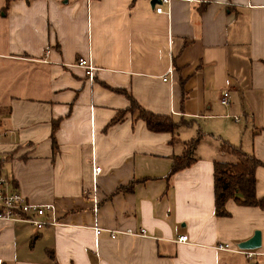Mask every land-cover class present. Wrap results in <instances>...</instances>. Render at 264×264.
<instances>
[{"label": "crops", "instance_id": "0c3cea01", "mask_svg": "<svg viewBox=\"0 0 264 264\" xmlns=\"http://www.w3.org/2000/svg\"><path fill=\"white\" fill-rule=\"evenodd\" d=\"M128 96L173 131L148 130L136 112L109 124ZM198 133L193 162L169 174ZM221 140L260 162L262 197L264 0H0V175L58 222L0 220V264L264 263V208L230 199L214 216L213 162L232 159ZM254 230L251 258L215 247Z\"/></svg>", "mask_w": 264, "mask_h": 264}, {"label": "trees", "instance_id": "16d2710c", "mask_svg": "<svg viewBox=\"0 0 264 264\" xmlns=\"http://www.w3.org/2000/svg\"><path fill=\"white\" fill-rule=\"evenodd\" d=\"M9 1L4 0V7L8 5ZM126 112H137V118L142 120L146 128L153 132H171L176 126L170 116L153 114L140 107L131 97H129L128 107L118 111L111 118L109 124L117 122ZM200 138L201 135L198 133L194 138L183 143L181 153L171 159L169 174L182 170L193 162V150ZM219 150L232 159L213 162L214 216L228 215L225 203L230 199L241 205L264 208V195L257 198L254 194V170L260 165V162L251 153H246L224 140L219 141ZM49 255L52 257L51 254Z\"/></svg>", "mask_w": 264, "mask_h": 264}, {"label": "built area", "instance_id": "2783aa9c", "mask_svg": "<svg viewBox=\"0 0 264 264\" xmlns=\"http://www.w3.org/2000/svg\"><path fill=\"white\" fill-rule=\"evenodd\" d=\"M165 2L167 0H161ZM192 1V0H190ZM154 11L159 13L162 11L160 6L154 7ZM48 50L44 54H47ZM75 66L81 67L84 70L85 76L88 80L92 79L96 67L87 58L80 57L76 59ZM170 70H168L169 72ZM165 78H163L164 80ZM220 104L226 106L229 101L228 90L224 89L218 98ZM236 121L237 117H233ZM100 168L98 166L92 167V179L95 182V176L98 174ZM8 179L5 176L0 175V220L7 222H23L31 225L35 230H39L46 225H56L58 222L47 212L52 210L50 204H36L28 201L21 193L16 191H10L8 189ZM95 192V186L92 184V194L91 199L96 209V196L93 194ZM93 230L97 234L101 229L93 225ZM130 234H144L145 230L140 228L138 231L134 232L131 230L124 231ZM121 232V233H124ZM116 232H109L110 238L115 237ZM186 236H178L177 241H185ZM217 249L229 250V251H241L248 258L256 255L254 250H242L238 247L231 248L228 243H220L215 246Z\"/></svg>", "mask_w": 264, "mask_h": 264}, {"label": "water", "instance_id": "95a60500", "mask_svg": "<svg viewBox=\"0 0 264 264\" xmlns=\"http://www.w3.org/2000/svg\"><path fill=\"white\" fill-rule=\"evenodd\" d=\"M237 247L242 250H254L260 247V232L254 230L252 235L237 243Z\"/></svg>", "mask_w": 264, "mask_h": 264}, {"label": "rangeland", "instance_id": "374dc122", "mask_svg": "<svg viewBox=\"0 0 264 264\" xmlns=\"http://www.w3.org/2000/svg\"><path fill=\"white\" fill-rule=\"evenodd\" d=\"M137 113V112H136ZM230 120V119H229ZM230 122L232 123V125H230L231 127H238L240 126L241 127V124L244 123V121L242 119H240L238 122H233L230 120ZM229 156V155H228ZM257 264H264L262 263L263 261L259 258V259H256L255 261Z\"/></svg>", "mask_w": 264, "mask_h": 264}]
</instances>
